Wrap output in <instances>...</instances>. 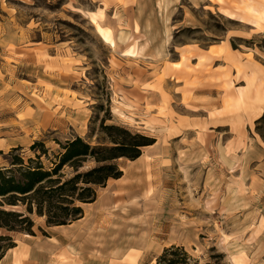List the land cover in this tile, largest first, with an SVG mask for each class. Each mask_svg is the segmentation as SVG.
Instances as JSON below:
<instances>
[{
    "label": "rangeland",
    "instance_id": "1",
    "mask_svg": "<svg viewBox=\"0 0 264 264\" xmlns=\"http://www.w3.org/2000/svg\"><path fill=\"white\" fill-rule=\"evenodd\" d=\"M261 12L264 0H0V167L15 156L28 165L45 149L40 160L51 169L67 141L108 145L102 125L143 133L156 143L135 163L119 161L126 188L111 181L98 189L96 204L81 205L88 228L103 216L95 231L99 247L114 241L123 247L119 253L97 249V258L158 264L174 245L197 264H264V111L247 117L237 111L230 95L238 77L230 70L224 78L228 68L210 49L226 39L235 49L255 48L264 65V24L252 26ZM93 13L115 33L116 50L96 32ZM147 39L153 52L165 45L167 51L153 64L152 82L143 85L147 64L123 51ZM185 45L199 53L187 54L175 74ZM37 142L44 147L32 150ZM95 166L87 162L82 171ZM63 174L68 179L73 169ZM135 176L142 183L140 205L131 196L113 204L130 193ZM116 205L128 206L125 218H111ZM31 218L34 234L48 236L47 217ZM117 225L122 232L112 233ZM131 234L136 240L126 246ZM0 235L15 241L30 234L0 228Z\"/></svg>",
    "mask_w": 264,
    "mask_h": 264
},
{
    "label": "trees",
    "instance_id": "2",
    "mask_svg": "<svg viewBox=\"0 0 264 264\" xmlns=\"http://www.w3.org/2000/svg\"><path fill=\"white\" fill-rule=\"evenodd\" d=\"M101 129L108 145L92 147L82 137L67 141L51 169L40 160L42 155H47L45 149L37 161L30 158L28 165L20 156H15L9 167H0V228L10 233L34 235L33 214L46 216L49 227L69 225L83 218L81 205L95 202L98 189L106 187L111 179L123 178L119 161H136L145 148L156 143L155 138L133 133L125 127L102 125ZM38 147H44V143L37 142L31 149ZM12 151L16 153L18 149ZM87 162L96 166L82 171ZM67 166L73 169L68 179L63 174ZM6 207H25L26 212L9 211ZM15 246L12 237L0 235V260ZM157 263L197 264L184 248L174 245L164 250Z\"/></svg>",
    "mask_w": 264,
    "mask_h": 264
},
{
    "label": "crops",
    "instance_id": "3",
    "mask_svg": "<svg viewBox=\"0 0 264 264\" xmlns=\"http://www.w3.org/2000/svg\"><path fill=\"white\" fill-rule=\"evenodd\" d=\"M163 4L166 0H158ZM117 44L118 40L116 39ZM170 39L168 40V42ZM132 44L129 40L126 42V45ZM153 41L147 39V40H138V46H139V55L137 56L136 60H140L142 64H147L146 67L142 68L144 74H142V84H150L153 80V64L160 60H164L166 57V51L167 47L165 45V48H159V50L154 51L153 47ZM223 47L225 49L224 54L221 55L220 61L223 62L222 68H228V71L222 75L224 78H229L231 72L233 73L234 77H238L236 80L238 82V88L237 92L230 95V100L234 101V104L236 106H239V109H237L238 112H247V111H254L257 109H260L264 111V105H259L258 103H255L253 100L251 103H249L247 100H242L241 96L244 95L246 97H249L251 99L255 98L256 92L264 90V65L261 63L260 59H258V54L255 48L250 49V52L243 51L242 49L238 48L235 49L233 47V44L229 41L224 39L223 42H221L220 45L212 46L210 49H217ZM210 49L207 53L210 52ZM192 50V51H191ZM182 51L185 54V58H187V54L192 53V58L196 56V52L199 53L196 48L194 49L190 45H185L183 49L179 50L178 54V61L175 63L176 65H180L181 67L179 69L174 68L175 74L179 71H181V68L185 62H183L182 59ZM229 52L230 57L226 56ZM151 53L156 54V58L150 57ZM125 56V55H124ZM131 58V57H129ZM195 60V59H193ZM151 65V66H150ZM231 70V72H230ZM183 73H180L179 77L181 78ZM178 76V75H176ZM176 80V77H175ZM182 96L180 97L181 102ZM256 105V106H255ZM253 106V107H250ZM154 146V145H153ZM152 147V146H151ZM150 148V147H149ZM140 159V158H139ZM138 159V160H139ZM136 160V161H138ZM136 161H131L132 163H135ZM124 172H123V178L116 180V182L123 180ZM109 184V183H108ZM107 184V186H108ZM104 187V189L107 188ZM118 187L126 188L123 183L118 184ZM130 188V193L123 195L122 197L126 198V196H131L135 201L136 196H138L139 193L136 194V196L133 194L132 190L134 188ZM98 192V191H97ZM99 192L97 196V200L93 203L84 204L86 206H92L98 202L99 199ZM115 199V198H114ZM112 200V202L114 201ZM129 203L130 200L126 201L124 200V203ZM114 204V203H113ZM134 205V204H133ZM135 206V205H134ZM128 206H126V212L120 210L121 208H118V214L112 215V217H118V218H125L128 214ZM85 209V208H84ZM136 217L137 212L134 214ZM98 217H100L98 219ZM103 216L99 215L95 217L93 222V229L88 228V226H85V219H86V213L84 210L83 218L78 219L76 221H73L72 223H69V225L65 226H54L49 227V235L45 237H39L38 234L34 235H26L20 238L15 239L16 246L11 248L10 250L6 251L5 255L0 260V264H66L65 262H61V258H66L69 260L70 264H103L104 259L103 258H97L96 252L97 249L102 250L103 252L107 250H117L119 253V250H121L122 244H117V241H114L113 243H102L99 247V245L96 243V229L98 228V221L102 219ZM139 224V222H138ZM120 228H123V224ZM135 227H137L135 225ZM117 225V229H114L113 232H122ZM137 235H143V233L138 232ZM128 236V235H127ZM127 242H125L126 246L130 243H132V240L129 238L126 239ZM138 243V242H137ZM125 246V247H126ZM102 252V253H103ZM121 252V251H120ZM71 261V262H70Z\"/></svg>",
    "mask_w": 264,
    "mask_h": 264
},
{
    "label": "bare ground",
    "instance_id": "4",
    "mask_svg": "<svg viewBox=\"0 0 264 264\" xmlns=\"http://www.w3.org/2000/svg\"><path fill=\"white\" fill-rule=\"evenodd\" d=\"M256 12L255 11V9H252L251 10V12ZM92 20H93V22L96 24V32L98 33V35L100 36V38H101V40L105 43V44H108L109 46H111L113 49H117L118 48V46H117V41H116V38H115V33L114 32H112V30L111 29H109V28H104V27H102V25L100 24V22H98V18H97V15L95 14V13H93V15H92ZM229 18L230 19H234V17L233 16H229ZM257 20H253V22H252V26L253 27H256V28H260V27H262L263 26V24H264V12H261V13H259L258 15H257ZM101 19H103V18H101ZM261 29V28H260ZM170 35H168L167 36V40H169L170 38ZM139 46H138V42L136 41V43H134V44H132L129 48H127L126 50H124L123 51V55H125V56H127V57H131V58H137V56L139 55ZM224 52H225V49L223 48V47H221V48H213V50H211V53L214 55V56H221L222 54H224ZM228 54L226 55V56H228V57H230V53L229 52H227ZM182 59H183V62H186L188 59L187 58H185V56H183L182 57ZM174 67L176 68V69H179L180 67H181V64L180 65H176V64H174ZM241 99L242 100H247L249 103H251L253 100L255 101V103H258L259 105H264V90H261V91H258V92H256V95H255V98L254 99H251V98H249V97H246V96H244V95H242L241 96ZM256 106V105H255ZM250 107H253V106H250ZM253 112H262V110H260V109H257V110H254V111H247V112H245V111H243V112H241L240 111V113H243L244 115H246V114H248V113H253ZM247 116H249V115H246V117ZM245 116H243V118H244ZM123 171H124V169H122ZM135 179H136V182H132V183H130L129 184V187H131V188H134L132 191H133V194L136 196V194L137 193H139L140 191H138V190H140L142 187H141V185H142V183H141V181H140V177L139 176H135ZM111 181H116L115 179H111L110 181H109V183H111ZM124 200H125V198L124 197H122V196H117V197H115V199H114V201H113V203L114 204H123L124 203ZM123 202V203H122ZM134 204L136 205H140V203L139 202H137V198L135 199V202H134ZM118 208H120V206H115L114 207V209H112L113 211H112V213H111V215L110 216H114V215H116V214H118L119 212L117 211L118 210ZM120 210H122V209H120ZM126 210V209H125ZM125 210H123L124 212H126ZM100 217H98V219H99ZM98 219L96 220L97 221V223L99 222L98 221ZM136 234L138 233V232H135ZM127 238H130V239H135L136 240V237L135 236H133L132 234H131V236H128ZM145 238V235L143 234L142 236H139V237H137V239H140V240H142V239H144ZM122 251V250H121Z\"/></svg>",
    "mask_w": 264,
    "mask_h": 264
}]
</instances>
